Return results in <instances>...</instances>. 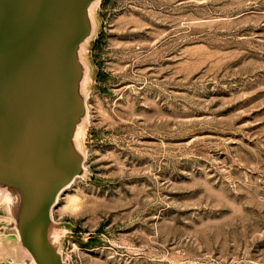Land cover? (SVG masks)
Masks as SVG:
<instances>
[{
  "label": "rangeland",
  "instance_id": "rangeland-1",
  "mask_svg": "<svg viewBox=\"0 0 264 264\" xmlns=\"http://www.w3.org/2000/svg\"><path fill=\"white\" fill-rule=\"evenodd\" d=\"M96 16L86 175L53 208L66 263L264 264V0H101Z\"/></svg>",
  "mask_w": 264,
  "mask_h": 264
},
{
  "label": "water",
  "instance_id": "water-1",
  "mask_svg": "<svg viewBox=\"0 0 264 264\" xmlns=\"http://www.w3.org/2000/svg\"><path fill=\"white\" fill-rule=\"evenodd\" d=\"M100 2L0 0V211L15 230L0 236V258L10 264H67L71 227L53 208L86 175V49Z\"/></svg>",
  "mask_w": 264,
  "mask_h": 264
},
{
  "label": "bare ground",
  "instance_id": "bare-ground-1",
  "mask_svg": "<svg viewBox=\"0 0 264 264\" xmlns=\"http://www.w3.org/2000/svg\"><path fill=\"white\" fill-rule=\"evenodd\" d=\"M14 229V228H13Z\"/></svg>",
  "mask_w": 264,
  "mask_h": 264
}]
</instances>
